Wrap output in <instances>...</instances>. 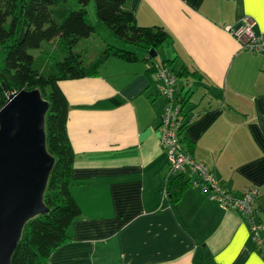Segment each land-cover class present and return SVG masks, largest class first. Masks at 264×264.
<instances>
[{"label":"crops","instance_id":"obj_1","mask_svg":"<svg viewBox=\"0 0 264 264\" xmlns=\"http://www.w3.org/2000/svg\"><path fill=\"white\" fill-rule=\"evenodd\" d=\"M128 10L171 40L150 52L156 64L138 49L135 63L111 57L96 77L60 82L76 155L71 191L82 214L48 264H264L237 212L191 184L178 203L165 197V179L175 177L161 129L168 105L161 69L170 80L178 79L175 65L176 74L184 64L198 70L202 81H189L211 84V100L203 105L204 94L188 116L193 159L225 191L258 189L264 222V55L242 49L228 32L244 17L264 32V0H128Z\"/></svg>","mask_w":264,"mask_h":264},{"label":"trees","instance_id":"obj_2","mask_svg":"<svg viewBox=\"0 0 264 264\" xmlns=\"http://www.w3.org/2000/svg\"><path fill=\"white\" fill-rule=\"evenodd\" d=\"M70 1L76 6L69 5ZM91 4L96 24L89 18ZM98 25L135 49L107 43L89 61L87 41L97 34ZM170 40L171 35L163 27L139 25L128 10V0H0V111L13 94L39 92L48 103L46 144L54 159L43 198L47 211L25 223L11 264H48L51 255L71 240L72 224L82 214L71 191L76 155L68 135V101L60 82L96 77L111 57L135 63L139 60L137 49H143L147 61L156 64L157 57L150 52L157 53ZM173 62L163 61L168 65ZM201 76L198 70L192 71L184 64L175 79V103L184 114L179 128L180 144L192 158L195 143L187 131L194 119L188 116L200 109L201 103H191L194 92L188 82L191 77L202 81ZM178 80L184 81L179 87ZM173 175L171 182L165 179L163 191L176 204L190 187L192 175ZM257 202L258 199L255 205L259 213ZM258 219L263 222L259 215Z\"/></svg>","mask_w":264,"mask_h":264},{"label":"water","instance_id":"obj_3","mask_svg":"<svg viewBox=\"0 0 264 264\" xmlns=\"http://www.w3.org/2000/svg\"><path fill=\"white\" fill-rule=\"evenodd\" d=\"M39 96L20 91L0 111V264H11L30 217L47 211L43 198L54 161L42 150L48 107Z\"/></svg>","mask_w":264,"mask_h":264},{"label":"built area","instance_id":"obj_4","mask_svg":"<svg viewBox=\"0 0 264 264\" xmlns=\"http://www.w3.org/2000/svg\"><path fill=\"white\" fill-rule=\"evenodd\" d=\"M228 32L242 49L255 55H264V32L257 31V23L253 18H242L236 25L229 27ZM168 75L166 69H161V77L167 83L163 93L169 102L161 118V129L171 173L191 174V185L201 189L211 201H217L222 209L237 212L248 223L253 242L264 255V223L258 219L259 213L255 205L259 190L250 188L243 195H234L225 191L218 185L206 166L197 163L190 154L182 150L179 138L181 106L175 103L174 98L176 80L174 78L170 80ZM165 195H167L166 190Z\"/></svg>","mask_w":264,"mask_h":264},{"label":"rangeland","instance_id":"obj_5","mask_svg":"<svg viewBox=\"0 0 264 264\" xmlns=\"http://www.w3.org/2000/svg\"><path fill=\"white\" fill-rule=\"evenodd\" d=\"M69 5H72V7H75V2L74 1H70L69 2ZM88 12H89V18L90 20L96 24V17H95V10H94V6L91 4L88 6ZM97 29H98V32L97 34H95L91 40L87 41V43L89 44V54H88V58H89V61L93 60L94 56H95V53H98L99 52V49L102 48L105 44L107 43H110V44H113V45H116V46H119L120 48L123 47V48H131V49H135L134 47H131V46H128L126 44L123 43V41L121 40H118L116 38H113L110 33L103 27V26H100L98 25L97 26ZM165 47V46H164ZM163 47V48H164ZM137 49V48H136ZM138 50V49H137ZM247 51V50H246ZM249 52V51H248ZM251 53V52H250ZM176 67H178V65H175L174 67V73L175 75L177 76L176 72ZM173 74V73H172ZM174 76V74L171 76V78ZM190 84V86L192 87V92H195L192 96V100H194V103H196V101L204 95V94H207L206 95V98H205V101L203 102V105L206 104V102L210 101L211 99V96H210V93L208 91V87L211 88V84H207L206 85V88H203L202 85H198L196 84L195 81H189L188 82ZM181 84H183V82L181 80H179V83L177 84V86L179 87ZM208 86V87H207ZM39 93V92H38ZM176 96H177V93H176ZM40 98V101L41 103L45 104V100L43 97L39 96ZM164 99H166V96L164 97ZM168 100V99H167ZM184 114H181V118L183 117ZM192 116V115H191ZM190 116V117H191ZM44 132V130H43ZM42 150H47V144L45 142V138H43L42 140ZM36 214H33L30 218H33L35 217Z\"/></svg>","mask_w":264,"mask_h":264}]
</instances>
